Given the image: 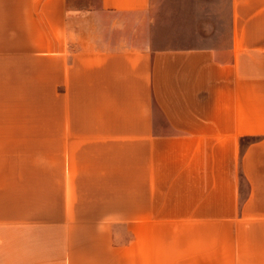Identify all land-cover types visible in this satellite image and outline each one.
<instances>
[{
    "label": "crops",
    "instance_id": "obj_1",
    "mask_svg": "<svg viewBox=\"0 0 264 264\" xmlns=\"http://www.w3.org/2000/svg\"><path fill=\"white\" fill-rule=\"evenodd\" d=\"M151 3L0 0V264H264V0Z\"/></svg>",
    "mask_w": 264,
    "mask_h": 264
},
{
    "label": "rangeland",
    "instance_id": "obj_2",
    "mask_svg": "<svg viewBox=\"0 0 264 264\" xmlns=\"http://www.w3.org/2000/svg\"><path fill=\"white\" fill-rule=\"evenodd\" d=\"M228 17L229 0H152L148 12L152 45L163 48L205 43L208 28L215 34L227 31Z\"/></svg>",
    "mask_w": 264,
    "mask_h": 264
}]
</instances>
